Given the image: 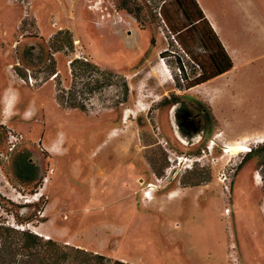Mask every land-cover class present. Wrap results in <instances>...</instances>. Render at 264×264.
I'll return each mask as SVG.
<instances>
[{"label": "rangeland", "instance_id": "374dc122", "mask_svg": "<svg viewBox=\"0 0 264 264\" xmlns=\"http://www.w3.org/2000/svg\"><path fill=\"white\" fill-rule=\"evenodd\" d=\"M164 2L0 0V215L134 264H264V0H206L226 10L240 58L190 89L175 84L179 58L193 68ZM78 58L114 73L111 85L73 76ZM73 86L84 111L57 99ZM243 141L250 152L228 151ZM24 158L36 173H20Z\"/></svg>", "mask_w": 264, "mask_h": 264}, {"label": "trees", "instance_id": "16d2710c", "mask_svg": "<svg viewBox=\"0 0 264 264\" xmlns=\"http://www.w3.org/2000/svg\"><path fill=\"white\" fill-rule=\"evenodd\" d=\"M168 2L176 6L174 13L167 8ZM160 15L169 32L175 35L186 51L190 59L187 63L191 64L190 66L193 68L188 71L184 60L182 58L177 60L178 73L173 77L179 89H190L202 85L229 72L234 67L233 59L224 48L196 0H165L160 7ZM62 35H68V43L72 44L69 30L61 29L56 34L57 37ZM193 48H199L202 53L196 54ZM70 64L73 76L78 69L84 68V71L88 73L92 71L108 75L110 77L109 85H111V79L116 76L112 72L102 71L97 66L79 58L72 60ZM54 74V78L59 76L58 73ZM95 81L97 82L93 84L92 82ZM84 85L88 91H94L98 88L99 82L91 77ZM124 87L125 94H127V85L125 84ZM77 91L76 86L71 87L68 92L59 90L57 94L59 103L62 106L69 104L71 108L84 111V107L76 102ZM202 111L207 110L203 109ZM20 169L21 174L31 170L36 173L38 170L37 166L28 158H24ZM4 201L11 206H16L11 200L4 199ZM0 207L4 206L0 204ZM7 215H11L14 222L0 215V264H134L63 244L53 238L46 239L32 230L31 226L35 218L26 214ZM37 220L40 221V219Z\"/></svg>", "mask_w": 264, "mask_h": 264}, {"label": "crops", "instance_id": "0c3cea01", "mask_svg": "<svg viewBox=\"0 0 264 264\" xmlns=\"http://www.w3.org/2000/svg\"><path fill=\"white\" fill-rule=\"evenodd\" d=\"M196 1L198 2L199 6L203 10V12H204L206 18L208 19L209 23L211 24L212 28L214 29V31L218 35V37H219L220 41L222 42L224 48L226 49L228 54L233 59V61H234V67L233 68H235L236 62L240 58V54H239L237 47L232 42L231 37L229 36L228 31L226 30V28L224 26V23H223L224 21H222V19H224L226 15L228 16L226 10L225 9L223 10L220 8L217 10L210 9V8H208L206 0H196ZM245 11H246V13L243 14L244 19L246 21L250 22L251 24H256L254 21H252V19H251L252 16L248 13V8ZM255 28L256 27L253 26V29H255ZM232 69L230 71H232ZM209 82H206L204 84H208ZM204 84H202V85H204ZM15 99L16 98L13 95H7L6 96V98L4 99V102H3L4 103V109H3L4 114H9L8 112L13 110V107H14L15 102H16ZM177 192L179 193V190H177ZM129 213L133 214L132 211H130ZM129 213L127 212L126 214H129ZM135 214H141V213L137 212Z\"/></svg>", "mask_w": 264, "mask_h": 264}, {"label": "bare ground", "instance_id": "6f19581e", "mask_svg": "<svg viewBox=\"0 0 264 264\" xmlns=\"http://www.w3.org/2000/svg\"><path fill=\"white\" fill-rule=\"evenodd\" d=\"M127 113H129V111H126L125 118L127 117ZM263 142H264V137L257 140V143H259V144H261ZM228 151H232V153H248L251 151V145H250V143H247L246 141H243L241 143H235V144H232L229 146ZM48 181H49L48 178L45 179V183H48ZM38 196H39V194H37L33 199L36 200ZM174 196H177V194H174V191H173L171 194V197H174ZM146 198L151 199V193L150 192H148V197H146Z\"/></svg>", "mask_w": 264, "mask_h": 264}, {"label": "built area", "instance_id": "2783aa9c", "mask_svg": "<svg viewBox=\"0 0 264 264\" xmlns=\"http://www.w3.org/2000/svg\"><path fill=\"white\" fill-rule=\"evenodd\" d=\"M29 80H30V81L32 80L31 77L29 78ZM149 186H151V185L149 184ZM224 189L229 193V191H230V184H229V185H226V186L224 187ZM150 190H151V189H150ZM144 195H145V197H148V192H145ZM225 212H226V215L229 214V213H230L229 208H227V209L225 210Z\"/></svg>", "mask_w": 264, "mask_h": 264}, {"label": "water", "instance_id": "95a60500", "mask_svg": "<svg viewBox=\"0 0 264 264\" xmlns=\"http://www.w3.org/2000/svg\"><path fill=\"white\" fill-rule=\"evenodd\" d=\"M34 231L36 232V230H34ZM37 234L40 235V236H42V237H45V236H44L43 234H41V233H38V232H37ZM46 239H48V238H46Z\"/></svg>", "mask_w": 264, "mask_h": 264}, {"label": "flooded vegetation", "instance_id": "af4514ba", "mask_svg": "<svg viewBox=\"0 0 264 264\" xmlns=\"http://www.w3.org/2000/svg\"><path fill=\"white\" fill-rule=\"evenodd\" d=\"M203 112V111H202ZM204 113V112H203Z\"/></svg>", "mask_w": 264, "mask_h": 264}]
</instances>
